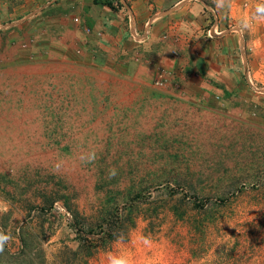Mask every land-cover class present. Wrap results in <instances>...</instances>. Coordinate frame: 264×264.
<instances>
[{"label":"rangeland","instance_id":"obj_1","mask_svg":"<svg viewBox=\"0 0 264 264\" xmlns=\"http://www.w3.org/2000/svg\"><path fill=\"white\" fill-rule=\"evenodd\" d=\"M44 4L0 7L2 246L24 239L37 264L83 237L87 264H264V109L138 89L77 36H47Z\"/></svg>","mask_w":264,"mask_h":264},{"label":"crops","instance_id":"obj_2","mask_svg":"<svg viewBox=\"0 0 264 264\" xmlns=\"http://www.w3.org/2000/svg\"><path fill=\"white\" fill-rule=\"evenodd\" d=\"M117 1L127 12L95 0H15V9L44 2L52 16L41 23L52 27L47 36H77L88 64L111 74L123 69L138 89L161 78L166 89L195 90L205 104L232 98L240 113L264 109V0Z\"/></svg>","mask_w":264,"mask_h":264},{"label":"trees","instance_id":"obj_3","mask_svg":"<svg viewBox=\"0 0 264 264\" xmlns=\"http://www.w3.org/2000/svg\"><path fill=\"white\" fill-rule=\"evenodd\" d=\"M95 3L97 4H103L105 6L111 7V2L108 0H95ZM86 234V233H85ZM89 234V233H87ZM25 240L23 239L22 243V248L21 251L18 252L17 254H11L10 252L7 251L6 247L2 246L1 247V255L3 259L0 260V263L3 262V264L6 262L7 264H37L35 262L34 257L30 256V250H28V247L25 245L26 243L24 242ZM94 240H90V238H82V241L79 245V247L73 251H62L61 253V259H63V262L66 261V264H87L89 259L95 254V251L97 250V245L93 244ZM39 257H40V264H46V258H45V253L43 250H39ZM60 257V256H59ZM64 257V258H63ZM2 261V262H1ZM56 263L53 262V264Z\"/></svg>","mask_w":264,"mask_h":264},{"label":"clouds","instance_id":"obj_4","mask_svg":"<svg viewBox=\"0 0 264 264\" xmlns=\"http://www.w3.org/2000/svg\"><path fill=\"white\" fill-rule=\"evenodd\" d=\"M6 237H0V247H2L3 241L6 240Z\"/></svg>","mask_w":264,"mask_h":264},{"label":"built area","instance_id":"obj_5","mask_svg":"<svg viewBox=\"0 0 264 264\" xmlns=\"http://www.w3.org/2000/svg\"><path fill=\"white\" fill-rule=\"evenodd\" d=\"M113 6H116V3H113ZM122 10H123V8H120L119 12H123Z\"/></svg>","mask_w":264,"mask_h":264}]
</instances>
